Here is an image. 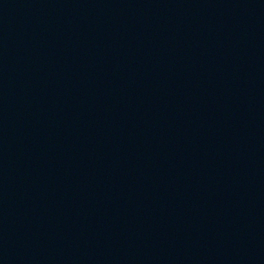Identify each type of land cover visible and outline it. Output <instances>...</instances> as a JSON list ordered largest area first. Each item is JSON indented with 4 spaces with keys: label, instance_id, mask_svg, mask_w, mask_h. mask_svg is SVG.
I'll use <instances>...</instances> for the list:
<instances>
[{
    "label": "water",
    "instance_id": "water-1",
    "mask_svg": "<svg viewBox=\"0 0 264 264\" xmlns=\"http://www.w3.org/2000/svg\"><path fill=\"white\" fill-rule=\"evenodd\" d=\"M0 264H264V0H0Z\"/></svg>",
    "mask_w": 264,
    "mask_h": 264
}]
</instances>
